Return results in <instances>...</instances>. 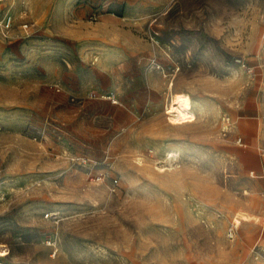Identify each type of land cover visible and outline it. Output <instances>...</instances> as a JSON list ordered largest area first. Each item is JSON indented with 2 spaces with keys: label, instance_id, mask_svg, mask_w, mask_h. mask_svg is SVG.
Segmentation results:
<instances>
[{
  "label": "rangeland",
  "instance_id": "374dc122",
  "mask_svg": "<svg viewBox=\"0 0 264 264\" xmlns=\"http://www.w3.org/2000/svg\"><path fill=\"white\" fill-rule=\"evenodd\" d=\"M4 13L0 264H264V0ZM180 92L196 119L170 125Z\"/></svg>",
  "mask_w": 264,
  "mask_h": 264
},
{
  "label": "bare ground",
  "instance_id": "6f19581e",
  "mask_svg": "<svg viewBox=\"0 0 264 264\" xmlns=\"http://www.w3.org/2000/svg\"><path fill=\"white\" fill-rule=\"evenodd\" d=\"M172 87L173 83L169 89L172 90ZM163 114L170 125L182 126L196 119L191 98L185 92L173 93Z\"/></svg>",
  "mask_w": 264,
  "mask_h": 264
},
{
  "label": "built area",
  "instance_id": "2783aa9c",
  "mask_svg": "<svg viewBox=\"0 0 264 264\" xmlns=\"http://www.w3.org/2000/svg\"><path fill=\"white\" fill-rule=\"evenodd\" d=\"M14 26V20H13V17L12 15H10L9 13H4L1 20H0V28L3 32L7 33L9 32ZM22 29L23 30H27V23H24L22 24ZM99 182H102V179L99 178ZM234 232H235V225L231 224L229 227H228V230H227V234L230 238L233 237L234 235Z\"/></svg>",
  "mask_w": 264,
  "mask_h": 264
},
{
  "label": "crops",
  "instance_id": "0c3cea01",
  "mask_svg": "<svg viewBox=\"0 0 264 264\" xmlns=\"http://www.w3.org/2000/svg\"><path fill=\"white\" fill-rule=\"evenodd\" d=\"M143 9L144 7H141L138 12V8L135 7L134 9H132V7H130V9H128L125 13V19L128 21H135L138 17L142 16L140 10L145 14ZM250 152L253 153V155H256V151L251 150Z\"/></svg>",
  "mask_w": 264,
  "mask_h": 264
},
{
  "label": "snow or ice",
  "instance_id": "6c2138e0",
  "mask_svg": "<svg viewBox=\"0 0 264 264\" xmlns=\"http://www.w3.org/2000/svg\"><path fill=\"white\" fill-rule=\"evenodd\" d=\"M3 253H0V255H2Z\"/></svg>",
  "mask_w": 264,
  "mask_h": 264
}]
</instances>
